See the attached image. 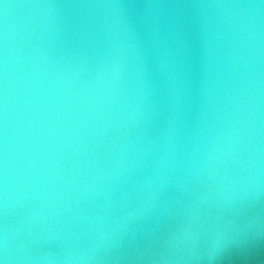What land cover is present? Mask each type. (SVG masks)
<instances>
[{
	"label": "water",
	"instance_id": "obj_1",
	"mask_svg": "<svg viewBox=\"0 0 264 264\" xmlns=\"http://www.w3.org/2000/svg\"><path fill=\"white\" fill-rule=\"evenodd\" d=\"M0 264H264V0H0Z\"/></svg>",
	"mask_w": 264,
	"mask_h": 264
}]
</instances>
